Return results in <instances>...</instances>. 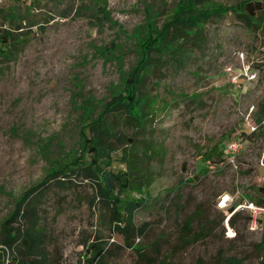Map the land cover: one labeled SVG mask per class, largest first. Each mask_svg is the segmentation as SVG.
Masks as SVG:
<instances>
[{
  "label": "rangeland",
  "instance_id": "1",
  "mask_svg": "<svg viewBox=\"0 0 264 264\" xmlns=\"http://www.w3.org/2000/svg\"><path fill=\"white\" fill-rule=\"evenodd\" d=\"M240 1L0 0V244L26 226L20 200L45 181L38 218L46 264H87L93 242L105 246V264H224L230 256L264 264V210L253 224L247 208L264 209V25L241 21L233 10ZM191 9L210 14L203 37L188 38L178 56L155 57L141 74L139 92L151 104L137 125L122 104L136 68L149 60L153 36L196 17ZM107 106L113 152L102 167L127 170L121 157L134 139L153 176L125 194L145 195L135 212L144 231L129 236L142 252L111 225L96 179L76 171L49 178L83 153V136L94 135L86 118ZM222 194L227 209L218 207Z\"/></svg>",
  "mask_w": 264,
  "mask_h": 264
},
{
  "label": "trees",
  "instance_id": "2",
  "mask_svg": "<svg viewBox=\"0 0 264 264\" xmlns=\"http://www.w3.org/2000/svg\"><path fill=\"white\" fill-rule=\"evenodd\" d=\"M211 0H201V2H209ZM236 15L247 26L252 27L264 25V0H241L237 6L233 9ZM191 9L188 12V17L194 16L190 21H186L184 24L176 27L173 31L169 28L165 31H161L160 35H155L150 40L148 49L151 53L149 60H140L139 66L136 68L134 78H132L133 90L128 95L123 97V105L127 106V113L130 119H133L135 124L145 123L147 111L145 106L149 100L147 97H143L139 92L142 84V73L145 70L148 71L151 66H154V58L162 56L175 57L183 52V47L188 42V38L192 37L198 43L202 39V28L206 21V17L209 12H201ZM201 19V17H203ZM139 92V94H138ZM142 97H141V96ZM141 97L143 100L142 108L133 113V108L136 106V99ZM135 103V105H134ZM144 107V109H143ZM111 108L105 107L102 114L93 119L92 114L86 118L90 120L86 126H88L94 135L88 137L83 136V148L81 154H78L71 162L64 164L62 167L56 166V173L49 178L57 177L59 174L63 176H70V172H83L86 178L93 177L102 186L103 197L106 199V203L111 208L112 218L110 220L111 225L115 230L124 235L125 241L135 251L142 252L143 248L137 244H131L129 236L131 232L144 231L143 227H138L135 223V212L144 204L145 195L136 197L133 195H126L127 192H141L145 187L149 186L152 181L151 171L148 170L146 159L141 161L139 154V148L135 144L133 139L132 143H129L127 149L123 150L121 160L128 165V169L125 171L115 172L113 170H107L102 167L104 164L107 167L112 163V152L110 143L105 137H108L109 133L113 132V127L108 121L107 115L111 112ZM128 118V120H130ZM107 135V136H105ZM90 155V159H87L86 155ZM144 164V166H143ZM60 183L65 184L67 187H72L70 180L58 179ZM45 183V181L43 182ZM33 187L28 190L20 200V204L24 205L23 211L28 219V223L25 227H17L8 231L6 237L1 242L3 246L8 248V252L5 248H0V264H16L17 257L19 255L14 254V246L22 259H19V264H46L45 254L43 252V230L40 228L39 222V189L43 185ZM258 191H264V186L257 188ZM231 210H235L231 207ZM235 213V212H234ZM233 217V216H232ZM232 222V218L230 219ZM190 219L186 220L185 227L189 228ZM11 250V251H10ZM106 248L99 242H93L90 245L91 255L88 258L87 264H105L106 261ZM224 264H244L243 260L235 256L226 258Z\"/></svg>",
  "mask_w": 264,
  "mask_h": 264
},
{
  "label": "built area",
  "instance_id": "3",
  "mask_svg": "<svg viewBox=\"0 0 264 264\" xmlns=\"http://www.w3.org/2000/svg\"><path fill=\"white\" fill-rule=\"evenodd\" d=\"M240 145H241L240 141L233 139L232 141H230L228 143V148L230 149V151L235 152L239 149ZM230 200L231 199H230L229 194H222L218 200V207L220 209H227L228 208L227 206L230 203ZM247 208H249L251 211V214L253 217V224H256L258 215L261 214V212L264 210L263 207H259V206L255 205L254 203H250L249 205H247ZM226 223L229 226L228 220ZM253 228H254V226H253ZM2 247L5 248L6 251L8 252V248L6 246L0 245V248H2Z\"/></svg>",
  "mask_w": 264,
  "mask_h": 264
}]
</instances>
